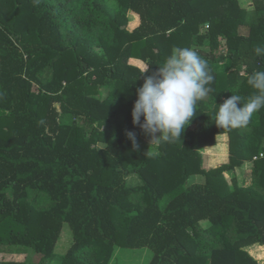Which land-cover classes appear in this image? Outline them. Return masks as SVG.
Wrapping results in <instances>:
<instances>
[{
  "label": "trees",
  "instance_id": "16d2710c",
  "mask_svg": "<svg viewBox=\"0 0 264 264\" xmlns=\"http://www.w3.org/2000/svg\"><path fill=\"white\" fill-rule=\"evenodd\" d=\"M175 47L207 61L212 91L181 138L144 152L136 89ZM256 47L264 0H0V245L41 255L0 264H112L120 248L150 249L149 264L264 260V108L246 128L213 120L258 94ZM225 133L229 161L207 168L201 150Z\"/></svg>",
  "mask_w": 264,
  "mask_h": 264
},
{
  "label": "clouds",
  "instance_id": "9594fccd",
  "mask_svg": "<svg viewBox=\"0 0 264 264\" xmlns=\"http://www.w3.org/2000/svg\"><path fill=\"white\" fill-rule=\"evenodd\" d=\"M255 53L264 55V48L256 47ZM148 65L140 74L148 71ZM213 80L207 61L196 50L175 47L158 72L144 76L142 85L136 89L137 99L131 111L133 124L151 135V142L181 138L185 126L196 114L197 102L212 91L210 85ZM248 83L258 94L246 101L237 94L224 100L213 117L219 127L246 128L253 114L264 108V71L252 73ZM126 135L131 140L135 139L131 131Z\"/></svg>",
  "mask_w": 264,
  "mask_h": 264
},
{
  "label": "rangeland",
  "instance_id": "374dc122",
  "mask_svg": "<svg viewBox=\"0 0 264 264\" xmlns=\"http://www.w3.org/2000/svg\"><path fill=\"white\" fill-rule=\"evenodd\" d=\"M244 1V0H243ZM241 0V3H243ZM247 1V0H245ZM244 1V2H245ZM100 51V50H99ZM102 52V51H101ZM216 69L218 71L226 70L230 67L229 61H224L217 63L215 65ZM156 135H159L157 133ZM152 141V136L144 133L141 135L140 138V147L144 152H156L158 150V143L155 141ZM221 144L218 145L217 144ZM217 144L214 146L206 147L203 150H201L204 158V165L207 168L215 167L219 164H224L229 161V136L228 134H220L217 137ZM212 148V149H211ZM205 150V151H204ZM204 151V152H203ZM209 153H212L209 155ZM211 158L214 161H211ZM248 173L246 175V172ZM250 170V168L246 169H237L235 170V174L238 177L239 184L244 185L245 183L250 182V173L247 171ZM228 177L231 178L233 176V171L227 173ZM128 181L132 184H136L139 182V177L135 174H129L127 175ZM203 178V177H202ZM201 177H193V181H201ZM192 182V181H191ZM70 228L66 226L64 234L69 233ZM67 245V240H64L61 242L59 252L63 254L65 252ZM264 247L263 245H261ZM117 261L113 262L112 264H147L152 256V251L148 248H141V249H126V248H120L117 250L116 253ZM258 258L257 256H255ZM41 259V255L33 250V249H27L22 248L18 246H8V245H0V261H10V260H19V261H27V262H38ZM143 260V261H142ZM259 260V259H258Z\"/></svg>",
  "mask_w": 264,
  "mask_h": 264
},
{
  "label": "crops",
  "instance_id": "0c3cea01",
  "mask_svg": "<svg viewBox=\"0 0 264 264\" xmlns=\"http://www.w3.org/2000/svg\"><path fill=\"white\" fill-rule=\"evenodd\" d=\"M242 1H243V0H242ZM244 1H245V0H244ZM244 1H243L242 4H243L244 6H248V5H251V4H252V1H253V0H247V1H245V2H244ZM218 145H221V144L218 143L217 146H218ZM211 149H212V148H211ZM204 151H205V150H204ZM204 151H203V152H204ZM210 154H212V153H209V155H210ZM213 159H215V158H211V161H214ZM237 169H239V168H237ZM237 169H236V170H237ZM247 171L250 173V176H251V169H250V170H247ZM235 172H236V171H235ZM235 172H234V173H235ZM244 172H246V171H244ZM247 174H248V173L246 172V175H247ZM235 175H236V174H235ZM249 178H250V182H251V177H249ZM250 182H249V179H248V182L245 183V185H249ZM259 245H261V244H259ZM253 246H254V245H253ZM249 247H252V246H248L246 249L248 250ZM248 251H249V250H248ZM249 252H250V251H249ZM250 254H251V253H250ZM253 256H254V255H253ZM254 257H255V256H254ZM255 258H256V257H255ZM256 259L258 260V258H256ZM142 261H143V260H142ZM258 262H259V264H264V260L259 259ZM149 263H150V260L148 261L147 264H149ZM141 264H142V262H141Z\"/></svg>",
  "mask_w": 264,
  "mask_h": 264
}]
</instances>
